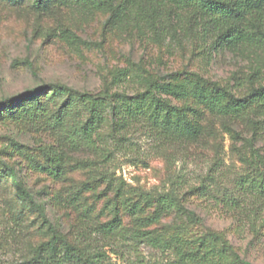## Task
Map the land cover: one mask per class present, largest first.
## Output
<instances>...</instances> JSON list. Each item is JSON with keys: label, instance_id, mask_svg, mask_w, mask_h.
<instances>
[{"label": "rangeland", "instance_id": "374dc122", "mask_svg": "<svg viewBox=\"0 0 264 264\" xmlns=\"http://www.w3.org/2000/svg\"><path fill=\"white\" fill-rule=\"evenodd\" d=\"M35 3L0 0V264L33 260L54 235L48 223L57 246L68 242L91 258L88 264H173V252L136 233L152 217L159 221L145 231L185 239L214 231L250 264H264V113L232 119L188 95L196 85L237 97L264 87V43L222 40L224 24L169 1L133 0L115 15L88 0ZM43 86L38 104L9 103ZM78 92L108 95L117 114L107 103L104 121L86 134L89 113ZM146 92L184 109L206 131L199 141H167L148 125L123 128L121 109ZM56 157L61 171H49ZM5 165L48 222L19 194ZM175 188L204 225L187 226L177 210L156 208L153 197ZM125 200L139 204L136 217ZM179 224L186 229H168ZM64 256L63 264H79Z\"/></svg>", "mask_w": 264, "mask_h": 264}, {"label": "trees", "instance_id": "16d2710c", "mask_svg": "<svg viewBox=\"0 0 264 264\" xmlns=\"http://www.w3.org/2000/svg\"><path fill=\"white\" fill-rule=\"evenodd\" d=\"M44 0H36V6L40 7ZM91 5L100 11H110L115 15L118 11H122L130 7L133 0H88ZM162 2H174L186 6H195L202 12L212 17V19L220 24L225 25L224 31L220 35V39L230 41L232 43H241L250 47L258 46L264 43V16L261 14L264 10V0H161ZM203 83H206L204 81ZM59 87L64 90L65 87L51 85V87ZM45 86L38 87L26 91L22 96L11 99L9 103L40 102L39 95L43 93ZM148 92L142 95L140 101L134 105L126 104L121 109L122 114L127 118L122 127H130L132 124L148 125L149 129L154 131L167 141L176 142H198L202 135L206 132L203 128L194 126L187 118L185 110L174 108L171 105L158 101L155 98L148 97ZM188 95L202 103L206 109L221 116H227L232 119H250V115L262 111L264 113V87L253 89L251 94L246 97H237L228 90H224L218 86H213L211 91L204 90L198 85L188 91ZM78 99L84 104L89 113V118L85 122L83 128L86 134H91L97 130L100 123L104 121V114L101 111L103 107L109 103L112 113L115 116L116 108L112 106L108 95L103 97L92 96L88 93H77ZM8 103V102H7ZM6 102H0V110L5 108ZM10 109V108H9ZM7 171L13 180L19 194L26 200L36 205L41 216L47 221L45 210L37 205L34 197L29 190L19 181L16 171L9 165H5ZM49 171L60 172L61 166L59 159L50 158ZM263 184L260 186V195L264 196V177ZM175 181L173 188L178 186ZM198 190V189H197ZM202 194L208 192V187L202 184L199 187ZM154 201L156 208L161 211L179 212L182 222H186L187 226L204 225L203 220L198 214L182 203V198L178 196V191L173 189L171 192L156 195ZM128 200L123 202V206L128 212L136 217L139 211V204H127ZM142 219H138L141 221ZM159 221V217L143 219L145 224H141L136 231L137 235L147 240L151 246L161 250L162 252L171 251L176 255V262L173 264H250L241 258L234 249L227 243H221V239L214 231H209L206 236L185 239L174 233L166 237L165 235H156L154 231H145L147 227L154 222ZM48 222V221H47ZM108 224L105 228H112ZM49 229L54 234L52 239L44 243L38 251V255L25 264H63L60 254L64 253V258L77 260L79 264H88L90 257H85L84 253L78 248L70 245L66 241H62L63 249L57 246L58 235L53 225L48 223ZM178 232L184 231L179 225L168 226ZM62 250V251H61ZM47 252V253H45Z\"/></svg>", "mask_w": 264, "mask_h": 264}]
</instances>
